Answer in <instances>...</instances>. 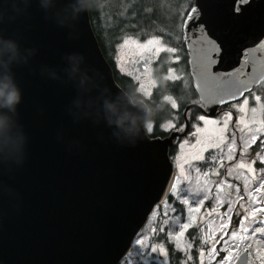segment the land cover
Masks as SVG:
<instances>
[{
  "label": "water",
  "instance_id": "1",
  "mask_svg": "<svg viewBox=\"0 0 264 264\" xmlns=\"http://www.w3.org/2000/svg\"><path fill=\"white\" fill-rule=\"evenodd\" d=\"M67 2L60 0L59 6ZM192 8L197 9L195 27ZM4 30L17 34L35 54L15 69L22 90L18 122L27 139L23 162L0 169V264H119L155 206L168 198L166 189L175 176L169 147L176 134L151 137L147 129L138 131L139 125L125 132L102 116L74 118L69 111L74 87L41 75L42 66L59 71L66 56L78 54L93 97L122 95L120 111L129 114L125 123L130 127L132 117H143L140 104L123 95L116 82L90 12L69 29L46 18L34 2ZM183 33L193 86L210 115L236 100L198 75L192 43L198 36L222 46L213 76L245 61L246 73L264 75V0H194ZM220 96L227 103L209 102ZM252 251H243L236 264H248Z\"/></svg>",
  "mask_w": 264,
  "mask_h": 264
},
{
  "label": "rangeland",
  "instance_id": "2",
  "mask_svg": "<svg viewBox=\"0 0 264 264\" xmlns=\"http://www.w3.org/2000/svg\"><path fill=\"white\" fill-rule=\"evenodd\" d=\"M132 38H134L141 45L144 44L148 39H150V38H146L145 40L142 41V39L139 37H132ZM160 44L163 45L161 41ZM125 48L130 49L132 52L141 51V49L132 42H129L126 45L122 43L119 47V61H121L124 56ZM150 81L153 80H150L148 76L143 79L142 81L143 87L141 88L144 91L149 90V87H147V85L150 83ZM242 102L243 99L240 103L235 104L236 112L241 113V117L239 121L245 122L248 125L256 121L259 123L258 125L259 129L257 127L253 130L247 129L248 131L246 132L243 131L239 126L237 127V129H234V131L231 126H228L227 129H224L223 120L225 119V117H222L219 118L220 123H218L217 121H216L217 123H213V124H207L204 122V124L202 125L203 127L199 125L197 128L199 129V136L198 134L196 135L197 140L193 143V145L188 146L193 148V149L189 148L192 149L190 153H194L199 150H204L203 145L209 147V145L220 144L221 147L219 148V151L221 152V154L223 153V155L225 156V159H223L224 167H227V170L229 168L231 169V175L227 174L226 177L223 173V177L220 183L217 184H215L216 182L215 176H217L214 174L216 172L215 169H213V171H209L208 169H203L202 171L197 170L196 174L198 177L196 182L194 184L191 183L190 185H188L189 193H191L197 198H202L206 194L208 196L207 200L210 201V204H207L206 203L207 200H205L204 204L206 205V207L203 208V206L201 205L199 212L192 213V217L194 218L192 222L193 226L187 230L184 237V243L181 244V247H186L188 243L193 244V248L189 250L188 253L193 257H194L193 252H196V249H200L201 251H204L205 254L199 258L202 259L203 264H218L221 258L224 255L228 254L227 252H223L217 255L215 258H210L209 255L207 254V249L212 246L213 240L221 236L220 225L222 221L228 222V217L224 215L225 212H228L229 216H231V221L228 222L229 231L223 234L222 236V239L224 238V236H226V239L223 241H227V244L223 243L222 241L220 245L216 244L215 247L224 248L228 246L232 247V245L239 244L238 248L236 247L232 249V254L234 255L235 258L230 262L225 261V264H235L239 252L245 251V249H247L249 245L253 247V256L255 259L254 262L250 264H261V260L258 259L257 257L258 256L264 257V238H261L259 235L255 237L251 235L252 228L256 226H264V225L249 224L248 225L249 232L243 233L238 231L239 225L236 222L237 220L236 216H234L235 212L243 211L238 206L239 205L238 196L244 194L246 186L255 185L257 179L264 177V164H261L260 161L257 159V155H259L261 159H264V144H261V141H264V102L261 100L260 102L254 103L251 98V95H249L248 104L243 107V111H240L239 109L242 105ZM230 115H231V120L228 121L229 124H231V122L233 121L235 114L231 113ZM206 120H211V119L206 118ZM236 121L234 123H236ZM168 123H165L163 125L167 127ZM171 123L174 124V122ZM252 135H256L257 137L255 142L251 140ZM222 137L226 139H223L222 141L221 139ZM233 137H235L236 139V143L234 145L236 149V153L232 160H227L226 159V156L228 154L227 145L232 142ZM201 141H203V145L201 144ZM243 141L248 142V147H245L243 149L244 155L241 156L240 153H241ZM255 147L256 149L254 150V155H252L251 158H248V152L250 151V149H254ZM189 156L192 155L189 154ZM183 161L185 162L187 161L186 155L184 156ZM238 163L252 164V168L254 169V172L249 173L247 168L237 167ZM206 173L207 175H205ZM237 189L239 191H237ZM262 194H264V190H262ZM229 202H233L234 204H236V206L233 207L232 209H228L227 205ZM190 206L195 208L197 205L195 201H192ZM185 207H186V215L181 216L177 214L178 211L175 210V208L169 205L167 202H164L159 207L158 205H156L141 231L144 233V235H146L151 239L152 243L161 242L157 239L156 236L153 235V231L155 230L157 233H159L160 228H164L166 232L179 231V225L189 220L188 206ZM206 211L210 213L211 217H205ZM259 219H264V215H260ZM233 226H235V228L237 229V236L235 237V240H233V237L231 236V231L233 230ZM191 229H193L192 232ZM188 233H193L194 237L207 239L208 244L200 245L194 243V241H192L194 239L190 238ZM159 235L160 237H163L164 233H159ZM244 237H248V239H244ZM142 251H147V250H142ZM170 255L167 257V264H172V255L171 256ZM179 255L183 257L182 260L183 263L185 260L184 253L182 252ZM164 261H165V257L162 256L158 257L156 253H149L147 256H139L137 254V249L135 248L133 241L131 252L121 261V264H163ZM187 264H199V260L196 259V253L194 259L188 261Z\"/></svg>",
  "mask_w": 264,
  "mask_h": 264
},
{
  "label": "snow or ice",
  "instance_id": "3",
  "mask_svg": "<svg viewBox=\"0 0 264 264\" xmlns=\"http://www.w3.org/2000/svg\"><path fill=\"white\" fill-rule=\"evenodd\" d=\"M242 2H247V0H242ZM197 12L196 8H192L191 10V16L193 17V27L196 26V21L194 20L195 14ZM129 42H132L136 44L137 47H139L142 52L150 53V56H144L143 54L140 55L141 60H145V69L147 73V69L149 67L148 61L152 58H155L158 56L161 52H168V53H176L177 49L175 47H166L160 44V39L157 37H153L148 39L144 44H139L134 38L132 37H125L123 43L126 45ZM194 47H195V53H196V63L199 65V73L201 80L209 81L211 80L214 87L216 89H224L225 94L230 98V100H239L240 97H244L242 105L240 107V111H243V107L248 104V97H245V93H248L251 95V98L254 103L260 102L262 100L261 95L253 94L252 89L257 87V85L260 84L261 81H264V75H254L251 73H246L244 71L245 67L249 66V62L245 61V63L235 69L233 71H225L223 73H217L215 76L211 73V68L213 65H218V60L220 56L222 55V46L218 45L214 40H210L206 38L203 34L197 37L196 41H192ZM160 45V46H157ZM154 49V51H153ZM216 57V58H214ZM179 60V57H175L174 61ZM123 71V69H121ZM145 73V74H146ZM139 79V77L137 78ZM165 79L173 80V79H180L179 76H176L174 73L173 68L167 69V75L165 76ZM153 86H155V82H153ZM143 87V85H141ZM164 99L168 101L173 109L177 108L178 105L176 101L169 97L165 96ZM210 103H219V104H225L227 101L223 98V96H220L219 99L213 98L209 101ZM233 108L236 107V105H232ZM225 119L223 120V127L224 129H227L228 127V121L231 120V115L228 112L224 113ZM197 121H204L207 124H213L217 123L216 121L206 120L204 115H200L196 117ZM152 125H148V130L152 131ZM158 129L160 130L161 135H163L165 132L170 131L171 128L175 127L174 124L171 122L168 123V126L165 127L164 125H158ZM183 131V129H180ZM199 131V129H197ZM226 139L224 137L221 138ZM257 139L256 135H252L251 140L255 142ZM236 143L235 137H233L232 142L227 145L228 148V154L226 156L227 160H232L236 149L234 147ZM261 144H264V141H261ZM210 147L218 148L219 144H213L210 145ZM245 147H248V142L243 141L242 142V148H241V156L244 155L243 149ZM199 159L203 160L204 157L201 156ZM212 159H216L213 157ZM225 159V156L223 153L220 156V159H218L217 165L219 168H223L224 164L220 161ZM257 159L260 161L261 164H264V159H261L259 155H257ZM237 167L240 168H247L249 173L254 172V169L252 168V164H245V163H238ZM215 175H219V172H215ZM227 174L231 175V169L229 168L227 170ZM207 175V173L205 174ZM177 177L173 176L171 178V182L168 184V187L166 189V194L169 196V198L174 197L180 204L188 206V213H189V220L187 222L181 223L179 225V231L174 232H166L164 228L159 229V233H164L163 237H160L159 233H157L155 230L153 231V235L157 237V239L161 242L159 243H152L151 239L144 235V233L141 231L140 233L136 234V238L134 240V246L137 249V254L139 256H147L149 253H156L158 257L162 256L165 257V261L163 264H167V257L170 255L169 249L171 250L172 254L179 256L180 253H184L185 260L183 264H187L188 261H191L194 259L192 255H189V250L193 248L192 243H188L186 247H181V244L184 243V237L185 233L189 228L193 226V217L192 213L199 212L200 206L205 203V200L208 199V196L205 194L204 199H198L195 201L196 207L193 208L190 206L189 199H181V192L176 184ZM262 190H264V177H261L256 180L255 185L252 186H246L244 194L238 196L239 201V208L243 211H237L235 212V216L237 218V224L239 225L238 231L247 233L249 232V224H259L264 225V219H259L260 215H264V194H262ZM237 191H239L237 189ZM183 195H187V192L183 193ZM247 198V199H246ZM236 204L233 202H229L227 207L228 209H232L235 207ZM159 207V205H158ZM183 208L181 209V212H183ZM225 216L228 217V222L231 221V216H229L228 212L224 213ZM228 222L222 221L220 225L221 229V236L217 237L213 240L212 246L207 249V254L210 258H215L217 255H219L221 252H227V255H224L221 260L218 262V264H225V261H232L235 257L232 254V247H224V248H217L215 247L216 244H220L222 242V236L223 234L227 233L229 231ZM190 237H193L195 239L197 244L200 245H207L208 240L202 239L199 237H194L193 233H188ZM251 235L253 237L259 235L261 238H264V226H256L251 229ZM231 236L233 237V240H235V237L237 236V229L235 226H233V230L231 231ZM244 239H248V237H244ZM223 243L227 244V241H223ZM235 247H239V244H236ZM147 250V251H142ZM248 251H251V245H249ZM205 254L204 251H201L200 249H196V259L199 260V264H203L202 259H199ZM261 260V264H264V257H257Z\"/></svg>",
  "mask_w": 264,
  "mask_h": 264
},
{
  "label": "clouds",
  "instance_id": "4",
  "mask_svg": "<svg viewBox=\"0 0 264 264\" xmlns=\"http://www.w3.org/2000/svg\"><path fill=\"white\" fill-rule=\"evenodd\" d=\"M34 2L46 18L59 27L69 29L75 27L81 14L98 7V0H68L64 6H59L60 0H0V169L3 171L20 165L24 159L27 138L18 122L22 90L15 69L27 65L35 54V49L21 45L17 34L6 35L4 26L26 15ZM64 60L65 66L59 71L47 66H42L40 71L41 75L70 83L74 87L76 96L69 107L74 118L97 119L102 116L109 126L115 125L125 132L132 131L137 125L138 131L146 130L154 116L143 98L133 100V103L140 104L143 117H132L130 127L125 123L130 119L129 114L120 111L122 95L115 100L103 94L93 97L91 92L94 86L82 67L83 57L70 54ZM157 79L163 86V77Z\"/></svg>",
  "mask_w": 264,
  "mask_h": 264
},
{
  "label": "flooded vegetation",
  "instance_id": "5",
  "mask_svg": "<svg viewBox=\"0 0 264 264\" xmlns=\"http://www.w3.org/2000/svg\"><path fill=\"white\" fill-rule=\"evenodd\" d=\"M182 35L184 44H181L179 48L175 47L177 49V52H161L155 58L150 59L147 62L149 65L147 73L145 69L146 61L141 60L140 55L143 54L144 56H150V53L142 52V50L140 52H132L130 49L125 48L124 56L122 60L119 61L120 45L123 43L125 37L132 36H124L115 45L112 54H110L111 60L108 61L112 67L116 82L126 91V93L132 98V100L143 98V100L146 101L148 106L151 108L152 113H154L155 110H159L164 114L161 118L152 120L151 125L153 127L151 132L148 130V127L146 128L150 135L156 131L160 133V130L157 127L158 125H163L168 122H174L175 127L171 128L170 131L165 132L163 135H161L160 133L157 137H167L172 133L176 134L174 144L169 147V154L173 164L175 177H177L175 182L180 189L181 199H189L191 204L192 201L204 199V197L197 198L188 191V185H190L191 183L194 184L197 180V170L202 171L203 169H208L209 171H213V169H215L216 172H219V175L215 176V184L220 183L223 177V173L227 177V167L219 168L216 162L218 159H220L221 156V152L219 151V148L221 147L220 144L218 148L210 147V145L209 147H206L205 145H203V141H201L204 150L190 153L193 148L188 146L193 145V143L197 140L196 135L198 134L199 136V131H197V128L199 125L202 126L204 124V121H197L196 117L204 115L205 118H209L220 123L219 118L224 117L225 112L235 114L231 124L228 123V126H231L233 128V131L234 129H237L238 126L245 132L248 131L247 129L253 130L256 127L259 129V123L255 121L252 124L248 125L245 122H240L239 120L241 117V113L236 112L235 108L232 107V105H235L237 103H233L227 108H220L219 110L221 111L215 115L209 114L208 108L201 103L198 93L193 86V80L190 74L189 56L183 33V25ZM153 37L159 38L163 46L169 47L162 41L160 36ZM177 56L179 57V60L173 62L174 58ZM170 67L174 69L175 75L179 76L180 79H165V76L167 75V69ZM121 69H123V71ZM147 76L150 78V80L153 81H150V83L147 85V87H149V90L144 91L141 88V85L143 79ZM161 76L163 77V86L157 79ZM138 77L139 79H137ZM153 82H155V86H153ZM177 85L178 88H175V86ZM192 89L197 93V96L191 97ZM255 94H258V92L255 91ZM249 95L250 94H247L245 97H249ZM165 96L174 98L178 103V107L173 109L170 103L164 99ZM235 121L236 123H234ZM181 128L183 129V131L180 130ZM189 154L192 156H189ZM185 155L187 157L186 162L183 161ZM201 156L204 157L203 160L199 159V157ZM251 156L252 149H250V151L248 152V158H251ZM213 157H215L216 159H212ZM220 162L224 164L223 160H221ZM185 192H187V195H183V193ZM164 202H167L169 205L174 207L175 210L178 211L177 214L181 216L186 215L185 205L180 204L174 197L169 198L168 196V198ZM163 203L159 204V206ZM206 203L210 204V201L207 200ZM202 206L203 208L206 207L205 204H203ZM182 208L184 209L183 212H181ZM205 217H211L208 211L205 212ZM225 239L226 236H224L222 241ZM192 241L196 243L195 239ZM234 248H236L235 245H232V249ZM241 252H239V255ZM195 253L196 252H193L194 257ZM179 256L178 258H181ZM250 256L252 258H249V264L253 263L255 260L253 251L251 252ZM173 258L174 257L172 256V259Z\"/></svg>",
  "mask_w": 264,
  "mask_h": 264
},
{
  "label": "trees",
  "instance_id": "6",
  "mask_svg": "<svg viewBox=\"0 0 264 264\" xmlns=\"http://www.w3.org/2000/svg\"><path fill=\"white\" fill-rule=\"evenodd\" d=\"M193 3L194 0H98V7L90 11V18L103 53L107 60H111L110 54L124 36L142 40L160 36L169 47L179 48L184 44L182 25ZM255 90L264 102V81ZM191 93V97L197 96L193 89ZM229 106L230 103L223 105V108ZM163 115L159 110L153 113L154 119ZM159 134L156 131L152 136ZM255 149H252V155ZM172 256V264H183L182 256Z\"/></svg>",
  "mask_w": 264,
  "mask_h": 264
}]
</instances>
